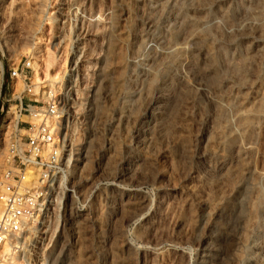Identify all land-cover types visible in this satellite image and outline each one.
Returning <instances> with one entry per match:
<instances>
[{
  "label": "rangeland",
  "instance_id": "1",
  "mask_svg": "<svg viewBox=\"0 0 264 264\" xmlns=\"http://www.w3.org/2000/svg\"><path fill=\"white\" fill-rule=\"evenodd\" d=\"M41 27L84 209L38 258L264 264V0H0V177Z\"/></svg>",
  "mask_w": 264,
  "mask_h": 264
},
{
  "label": "built area",
  "instance_id": "2",
  "mask_svg": "<svg viewBox=\"0 0 264 264\" xmlns=\"http://www.w3.org/2000/svg\"><path fill=\"white\" fill-rule=\"evenodd\" d=\"M64 57L65 68L71 67ZM32 69L27 57L10 72L24 87L0 177V264H46L45 256L38 258L36 250L51 239L48 231L65 228L69 205L75 211L84 209V197L79 198L69 182L73 160L61 135L68 115L61 105L64 87L54 93L49 89L46 103L32 86ZM71 76L65 75L63 86L71 83Z\"/></svg>",
  "mask_w": 264,
  "mask_h": 264
},
{
  "label": "bare ground",
  "instance_id": "3",
  "mask_svg": "<svg viewBox=\"0 0 264 264\" xmlns=\"http://www.w3.org/2000/svg\"><path fill=\"white\" fill-rule=\"evenodd\" d=\"M46 40L47 38L44 37L43 27H41L34 34L31 46L29 48H26L24 53L28 54V58L32 62V66H33L31 72L32 86L35 92L38 95L43 96L45 102L47 103L49 101V99L47 98V94L49 92L48 90L50 89L51 93L58 92L61 88L60 86L64 85L62 84L64 79L63 68L65 67L66 61L65 59L63 60L62 56L55 55V53L50 50L51 48H49L48 46L49 41L46 42ZM52 67L54 68V71H51ZM20 81L22 82V80ZM55 140H57V135H55ZM80 140H81L80 137H76L75 139L72 140V144L76 146H80L81 145V143H79ZM88 148L89 146H86V149H84L81 153L78 152L77 157L78 158L86 157L89 151ZM46 255H44L45 258H48V256Z\"/></svg>",
  "mask_w": 264,
  "mask_h": 264
}]
</instances>
